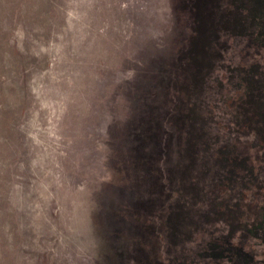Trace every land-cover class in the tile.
<instances>
[{"label": "rangeland", "instance_id": "rangeland-1", "mask_svg": "<svg viewBox=\"0 0 264 264\" xmlns=\"http://www.w3.org/2000/svg\"><path fill=\"white\" fill-rule=\"evenodd\" d=\"M0 264H264V0H0Z\"/></svg>", "mask_w": 264, "mask_h": 264}]
</instances>
